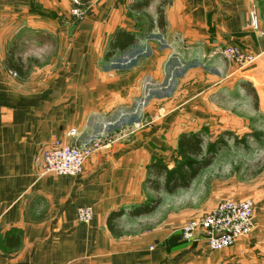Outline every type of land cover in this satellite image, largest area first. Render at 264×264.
Wrapping results in <instances>:
<instances>
[{
	"label": "crops",
	"instance_id": "1",
	"mask_svg": "<svg viewBox=\"0 0 264 264\" xmlns=\"http://www.w3.org/2000/svg\"><path fill=\"white\" fill-rule=\"evenodd\" d=\"M133 2L128 0L127 6L136 22L118 24L107 32V47L100 61L81 47L82 54L73 57L72 62L64 59L55 64L51 72L50 67L35 71V62L25 78L7 63L11 49L14 47L15 55L19 54L17 47L24 40L0 12V264H264V200H254L253 231L218 251L201 238L182 237L181 228L188 219L183 214L167 216L161 212L154 223L150 213L133 215L134 208L156 196L162 203L168 195L153 189L155 175L149 165L160 163L174 168L181 160L180 135L191 132L177 125L162 127L167 117L160 119L154 131L145 127L134 130L131 118L126 123L118 122L115 116L116 110H130L133 100L141 94L145 75L166 68L165 60L171 54L175 56V67L189 62L193 70L203 53L209 54L217 66L226 61L230 68L223 80L241 70L248 72L261 105L264 0H167L164 28L157 21L162 0H151L142 12L131 9ZM102 3H108L110 9L114 6L111 0ZM71 4L72 0H34V22L45 30L34 29V40H30L31 45L34 41V52L48 50L56 55L72 49L64 26L61 33L50 29L56 20L65 19L69 24ZM118 6L115 4V8ZM253 9L258 15V28L251 21ZM109 14L115 19L119 13L111 10ZM142 16L147 17V27ZM92 20V25L99 24L96 16ZM85 23L87 28L93 27ZM119 29L139 39L106 58ZM146 32L153 36L160 33L166 46L160 49L153 44V54H142V64L125 62L108 68L107 75L98 70L102 59L106 62L126 52L140 41V33ZM103 34L97 31L100 37ZM233 45L255 60L241 67L223 56L225 48ZM37 56L28 58L40 61ZM46 69L47 73L42 72ZM175 133L178 136L173 143L168 136ZM89 138L99 140L100 148L86 161L81 175L43 172V156L54 141L79 144ZM108 139L112 142L108 143ZM168 144L176 146V150L172 152ZM159 180L164 182V178ZM84 206L93 208L88 224L78 219V209ZM120 210L124 212L119 218L127 217L133 230L126 236H114L107 225L109 215ZM135 224H140L142 230H135Z\"/></svg>",
	"mask_w": 264,
	"mask_h": 264
},
{
	"label": "rangeland",
	"instance_id": "2",
	"mask_svg": "<svg viewBox=\"0 0 264 264\" xmlns=\"http://www.w3.org/2000/svg\"><path fill=\"white\" fill-rule=\"evenodd\" d=\"M101 1L92 0L83 8H78L74 6L77 0H72L69 24L66 25L64 19L63 22L56 20L50 25V29L55 30L56 33H61L64 26L65 33L71 40L69 46L72 47L66 54L54 55L48 53V50L34 52V41L32 45L30 44L37 30L45 31L38 28L34 22V0L27 2L2 0L0 12L6 15L7 23L20 32L19 35L24 40L17 47L19 54L15 55L16 58H21L23 62L30 60L28 63L31 66H34L35 62L40 64L36 65L35 71L41 67L42 69L50 67L51 72L57 67L55 64L64 59L66 62H72L73 57L82 54L81 47H83L86 52L100 61V56L107 47V32L118 24L136 22L128 10V0H111L114 3L111 9L108 3L101 4ZM115 4L119 5L118 9L115 8ZM74 10L79 11L74 12ZM111 10L119 13L115 19L109 14ZM93 16H96L99 23L96 26L92 25ZM141 19L145 21L147 17L142 16ZM85 22L93 27L87 28ZM143 25L147 27V22L145 21ZM92 31H96L95 34H92ZM97 31H103L104 37L97 35ZM82 32L84 33L81 34ZM140 35V41L126 52L117 54L106 62L102 59L103 63L98 65V70L102 71L103 75H107L108 68L125 62L142 64L144 56L153 54V44H157L160 49L161 46H166L160 33L159 36L147 32ZM165 38L166 41H170ZM25 40H29V43H25ZM36 55L40 61L28 58ZM173 57L175 56L171 54L165 60L166 68L145 75L141 94L133 100L129 111L116 110V120L128 123L131 118L130 122H133L134 130L145 127L154 131L158 128L160 119L167 117V124L162 127L177 125L191 134L201 132L198 135L203 136L204 146L212 150L215 155L213 163L203 168L189 187L178 190L176 194L166 195L162 203L150 213L151 223L158 220L161 212L166 213L167 216L183 214L188 221L207 214L224 199L249 198L256 202L264 200V100L261 105L255 107L253 98L242 86L253 77L241 70L238 74L229 75V78L223 80V74L226 75L229 71V63L222 61V64L217 66L209 54H200L199 61L194 63V70L190 69L189 62L175 67ZM213 65L217 68L215 69ZM240 66L245 65L240 64ZM42 72L47 73L48 70ZM260 96L264 98L262 93ZM177 136L176 133L171 134L170 137L168 136L169 141L174 139V143ZM168 146L173 147L172 152L176 150V146L169 144ZM169 154L170 151L167 150V155ZM139 225L135 224V230H142ZM118 226L121 231L120 236H126L129 231H133L125 216L118 219Z\"/></svg>",
	"mask_w": 264,
	"mask_h": 264
},
{
	"label": "built area",
	"instance_id": "3",
	"mask_svg": "<svg viewBox=\"0 0 264 264\" xmlns=\"http://www.w3.org/2000/svg\"><path fill=\"white\" fill-rule=\"evenodd\" d=\"M250 17L253 27L258 28L259 21L255 9L251 11ZM223 56L241 65L255 60L254 56L244 54L238 45L227 46ZM107 141L111 143L112 139ZM99 148L100 142L94 138L79 144L56 140L43 156V172L79 176L84 172L86 161ZM255 208L256 203L249 198L221 200L207 214L188 220L181 228V235L185 240L201 238L215 251L227 249L253 231ZM92 218V207L84 206L78 209V219L81 223L88 224Z\"/></svg>",
	"mask_w": 264,
	"mask_h": 264
},
{
	"label": "trees",
	"instance_id": "4",
	"mask_svg": "<svg viewBox=\"0 0 264 264\" xmlns=\"http://www.w3.org/2000/svg\"><path fill=\"white\" fill-rule=\"evenodd\" d=\"M91 0H77L74 4L78 8H83ZM151 0H134L131 4V9L137 12L143 11L150 3ZM167 5V0H162L157 8L158 13V26L164 28L165 15L164 10ZM136 34L127 31L126 29H119L114 34L111 42L110 49L106 55L109 58L113 55L116 49L123 50L129 45L138 41ZM30 61V60H29ZM28 61V62H29ZM28 62H23L21 58H16L14 47L7 55V63L9 67L19 76L26 77L31 65ZM35 62V61H34ZM246 92L253 98L255 107L259 104V96L252 83L246 81L242 84ZM179 155L181 160L175 165L174 168L169 169L167 165L160 163H152L149 168L154 172L155 180L152 181L153 189L158 192H166L168 194L174 193L179 188H187L199 172L211 165L214 160V153L209 148L204 146L203 136L198 134L183 133L179 138ZM164 178V182L159 179ZM161 203V198H156L151 201L141 204L134 208L133 215H140L144 213H151ZM123 210L113 211L107 220L109 230L114 236H120L121 231L118 226V218L123 214Z\"/></svg>",
	"mask_w": 264,
	"mask_h": 264
}]
</instances>
